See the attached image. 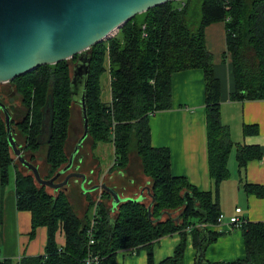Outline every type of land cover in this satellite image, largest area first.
Instances as JSON below:
<instances>
[{"label": "trees", "instance_id": "obj_1", "mask_svg": "<svg viewBox=\"0 0 264 264\" xmlns=\"http://www.w3.org/2000/svg\"><path fill=\"white\" fill-rule=\"evenodd\" d=\"M197 6L200 20L196 24L189 9ZM219 21L224 22L226 32L222 60L228 58L231 67L233 89L229 99H264V0L169 1L135 15L116 34L87 50L89 70L81 79L80 92L85 96L90 148L93 150L98 142L112 144L114 157L109 169L116 175L125 172L130 153L134 152L148 178L145 186L149 191H143L142 200L133 198L143 186L133 190L128 182L120 190V185L104 182L126 199L113 205L112 196L105 189L99 192V199L98 188L91 190L95 192L90 196L87 191L86 209L79 214L68 198L67 185L81 188L80 181L71 178L66 188L53 189L38 183L18 159L21 169L14 163L15 154L0 108V183L6 185L13 167L15 206L30 212V236L38 226L47 229L44 253L22 255L19 264H84L88 253L98 255L97 264H116V253L127 248H144L147 264H154L153 242L174 232L179 233L180 240L173 254L158 264H183L188 233L195 249L193 264H264V220L243 222L240 229L244 258L213 262L205 257L208 245L222 235L209 227L217 224L221 213L219 186L230 177L228 159L232 149L238 175L249 160L262 155L259 146L233 142L228 126L221 121L220 82L204 40L205 27ZM76 60L77 56H73L44 64L8 81L6 86L0 85V98L12 117L18 109L21 112L19 121L12 122L11 118L12 128L23 137L21 145L17 143L19 149L44 179L65 166L71 152H66V140L70 107L76 96L70 62ZM193 68L201 69L204 75L206 145L213 184L207 191L197 189L183 176L172 175L170 150L150 143L149 113L171 108L173 74ZM106 72L110 98L103 100L101 78ZM250 128L244 125L243 135L255 132ZM39 161L44 162L46 173ZM71 167L68 171L86 175L85 187L93 181L88 178L79 151ZM241 187L247 195L264 197L263 185L244 181ZM58 230L64 234L62 247L55 239ZM0 264L14 263L4 259Z\"/></svg>", "mask_w": 264, "mask_h": 264}, {"label": "crops", "instance_id": "obj_2", "mask_svg": "<svg viewBox=\"0 0 264 264\" xmlns=\"http://www.w3.org/2000/svg\"><path fill=\"white\" fill-rule=\"evenodd\" d=\"M225 33V25L222 21L210 23L204 29L205 45L212 54L214 72L220 82L221 121L228 126L230 136L232 135L231 130L238 132L239 139L234 142L259 146L262 155L259 159L249 160L241 175L237 174L236 161L234 163L232 160V163L228 164L230 177L223 180L219 186L222 222L209 227L221 231L222 235L215 242L210 243L205 252L206 259L213 262L244 258L245 256L241 229L229 222L230 216L245 217L250 221L264 220V197L247 195L241 187L244 181L264 186V99L242 101L229 99L233 84L229 60L228 58L227 61L222 60V52L225 50ZM204 108L203 71L198 68L179 71L172 76L171 108L154 111L149 115L148 123L151 145L167 147L170 150L171 174L183 176L197 189L207 191L213 188V184L208 166ZM244 125H250L249 130H255V132L243 135ZM82 147L83 144L79 152ZM88 150L87 155L90 157V163L88 166L85 163L84 168H87L85 170H87L88 178L93 181L87 182L86 187L97 184V182H107L120 185L119 188L122 190L124 189L123 185L130 182L133 190H136L138 185L140 188L143 186L140 191L142 195L149 191L145 186L148 183V178L142 173L140 159L134 152L130 153L125 172L122 175H116L110 171V166L102 173L99 159L92 153L90 146ZM133 157H135L134 163H132ZM14 159L17 160L16 155ZM83 160L85 162L84 156ZM11 170L6 185L0 183V254L1 261L10 259L14 264H17V258L22 255L33 256L44 253L47 229L45 226H38L34 234L30 236L31 214L28 210L16 209L14 168L12 167ZM95 179L98 180L95 181ZM74 187L73 185L68 187V198L78 213L83 212L86 209L88 193L79 187ZM101 190L102 188H98V194ZM94 192L89 191L88 196L93 195ZM231 192L232 194L236 193L237 201L232 196L227 203H224L223 194ZM237 202H241L242 205ZM108 204L111 207V204ZM235 208H240V211L236 212ZM38 235L36 241L35 237ZM55 239L57 244L62 247L65 239L61 230L56 232ZM179 240V233L174 232L154 241V264L171 256ZM194 255L192 235L188 233L183 264H193ZM116 264H147L146 250L144 248L119 250L116 253Z\"/></svg>", "mask_w": 264, "mask_h": 264}, {"label": "water", "instance_id": "obj_3", "mask_svg": "<svg viewBox=\"0 0 264 264\" xmlns=\"http://www.w3.org/2000/svg\"><path fill=\"white\" fill-rule=\"evenodd\" d=\"M169 1L180 0H0V83L24 75L38 66L77 56L71 84L76 96L74 102L81 107L83 132L74 144L67 164L50 178H42L38 169L22 155L13 136L11 114L0 102L10 147L21 164L32 171L38 183L58 189L66 188L71 178L75 181L80 179V186L86 192L97 188L109 192L113 205L126 199L104 183L85 187L84 173L68 171L88 134L85 96L81 92L77 96V93L81 89V79L89 70L87 50L116 34L135 15ZM66 171L64 178L56 182ZM133 199L141 200L143 195L140 193ZM148 209L150 217V207Z\"/></svg>", "mask_w": 264, "mask_h": 264}, {"label": "rangeland", "instance_id": "obj_4", "mask_svg": "<svg viewBox=\"0 0 264 264\" xmlns=\"http://www.w3.org/2000/svg\"><path fill=\"white\" fill-rule=\"evenodd\" d=\"M189 13L193 14L194 21L197 24L200 20L199 7L198 6L197 7H191L189 9ZM212 63H213V57H212ZM73 64L70 62V72L73 68ZM108 82H109V74L106 72L102 75V78H101L103 100H108L110 98L109 97L110 95H109V83ZM0 85L6 86V85H8V83L7 82L0 83ZM79 93H80V91L78 89L77 96L79 95ZM18 104H19V100L17 99L16 109H18V107H19ZM70 108H71L70 109V118H69L70 125H69V134H68V137L66 140V152L72 150L77 139L80 137V135L83 132V123H82V118H81L80 104L78 102H74L71 104ZM0 114L3 117V113L0 112ZM12 119H13L12 122H16V121H19L21 119V112L19 109L14 113ZM231 132H232V135L230 137H231L232 141L233 142L237 141V139H239V134H237L238 132H234V130H231ZM13 134H14V137L16 138V140L18 142L23 141L22 135L19 133V131L15 127L13 129ZM90 145H91V139L89 137H87L83 143L82 149L80 150V154H83V156L85 157L86 166H88V163H90L89 162L90 157L87 155V152L89 151L88 148ZM92 153L95 154V157H97L99 159L100 170L102 173H104L107 170V168L109 166H111V164L113 163L114 155H113L112 144L110 142H98L97 145L92 150ZM39 155L41 156V155H43V153H40ZM234 158H235L234 157V149H232V151L230 153V159L228 161V164H229V162L231 164L232 160L235 163ZM14 161H15L14 163L18 166V168L21 169V166L19 164H17L16 159H14ZM134 162H135V157H133V159H132V163H134ZM39 164H40L42 172L46 173V167L44 165V162L40 163V161H39ZM48 190L50 191V189H48ZM235 194H236L235 192L233 194H232V192L230 194L225 193L222 196V200H224V203H227L231 199V197L233 196L234 200L237 201V197ZM99 195H100V193L97 196L98 199H99ZM237 203H239V205H242V204H240L241 202H237ZM79 214H82V212H79ZM38 237H39V235L35 237L36 241L38 240Z\"/></svg>", "mask_w": 264, "mask_h": 264}, {"label": "built area", "instance_id": "obj_5", "mask_svg": "<svg viewBox=\"0 0 264 264\" xmlns=\"http://www.w3.org/2000/svg\"><path fill=\"white\" fill-rule=\"evenodd\" d=\"M153 112H150V114H152ZM235 211L236 212H239L240 211V208H235ZM222 218H223V214L220 213L218 218H217V223H221L222 222ZM246 221V218L245 217H238L236 215H233V216H230L229 217V222L231 224H233L236 228H241L243 222ZM92 226V224H91ZM88 234H89V244L93 243V237H92V234H91V229L88 231ZM21 259V256L17 258V264H19V260ZM98 255L96 254H91V253H88L85 257H84V260H83V263L84 264H97L98 262ZM0 261H1V254H0Z\"/></svg>", "mask_w": 264, "mask_h": 264}, {"label": "flooded vegetation", "instance_id": "obj_6", "mask_svg": "<svg viewBox=\"0 0 264 264\" xmlns=\"http://www.w3.org/2000/svg\"><path fill=\"white\" fill-rule=\"evenodd\" d=\"M77 80H78V77H77ZM0 97H1V96H0ZM0 102H2L1 98H0ZM2 103H3V102H2ZM3 104H4V103H3ZM11 118H12V115H11ZM12 120H13V119H12ZM13 136H14V134H13ZM14 138H15V137H14ZM15 139H16V138H15ZM16 142L19 143V144L21 145V142H18L17 140H16ZM82 144H83V143H82ZM77 181H79V180H77ZM70 186H71V184H68V185H67V188L70 187Z\"/></svg>", "mask_w": 264, "mask_h": 264}, {"label": "bare ground", "instance_id": "obj_7", "mask_svg": "<svg viewBox=\"0 0 264 264\" xmlns=\"http://www.w3.org/2000/svg\"><path fill=\"white\" fill-rule=\"evenodd\" d=\"M111 34H113V33H111Z\"/></svg>", "mask_w": 264, "mask_h": 264}]
</instances>
